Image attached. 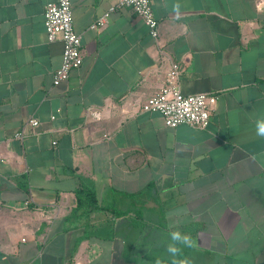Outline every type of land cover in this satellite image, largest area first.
Segmentation results:
<instances>
[{"label": "crops", "instance_id": "obj_1", "mask_svg": "<svg viewBox=\"0 0 264 264\" xmlns=\"http://www.w3.org/2000/svg\"><path fill=\"white\" fill-rule=\"evenodd\" d=\"M54 2L0 0V264H170L177 229L192 264H264V0H150L156 41L116 0H70L82 64L58 85ZM173 66L216 97L205 128L141 111Z\"/></svg>", "mask_w": 264, "mask_h": 264}, {"label": "built area", "instance_id": "obj_2", "mask_svg": "<svg viewBox=\"0 0 264 264\" xmlns=\"http://www.w3.org/2000/svg\"><path fill=\"white\" fill-rule=\"evenodd\" d=\"M119 7L130 8L145 24L150 36L158 38L157 20L154 17L150 0H116L110 7L113 11ZM44 29L49 42L59 39L62 42L60 68L54 73L53 84L66 81L72 70L82 64L81 38L73 29V17L70 0H56L46 5L43 12ZM104 17L98 19L91 27L101 26ZM180 67L173 66L166 75V85L142 106V112L158 113L162 116L166 127L175 128L185 124L196 128H205L209 123L210 113L216 102V97L207 93L183 95L177 86ZM96 118L98 113H93ZM54 117H51L53 119ZM37 127L38 122L30 119L28 123ZM18 138L22 133L16 134Z\"/></svg>", "mask_w": 264, "mask_h": 264}, {"label": "clouds", "instance_id": "obj_3", "mask_svg": "<svg viewBox=\"0 0 264 264\" xmlns=\"http://www.w3.org/2000/svg\"><path fill=\"white\" fill-rule=\"evenodd\" d=\"M171 12L175 18L179 19L182 14L181 4L179 2L172 4ZM255 134L257 137L264 138V117L256 119ZM170 241L166 246V252L171 257V264H192L190 259L181 256L182 248L180 247V245L191 247L190 236L177 229L170 233ZM155 264H162L161 259L158 258Z\"/></svg>", "mask_w": 264, "mask_h": 264}, {"label": "trees", "instance_id": "obj_4", "mask_svg": "<svg viewBox=\"0 0 264 264\" xmlns=\"http://www.w3.org/2000/svg\"><path fill=\"white\" fill-rule=\"evenodd\" d=\"M75 195L77 199V208L73 210L74 213L82 209H85L86 212H89V208H95V198L91 190L82 188L81 190L75 192Z\"/></svg>", "mask_w": 264, "mask_h": 264}]
</instances>
